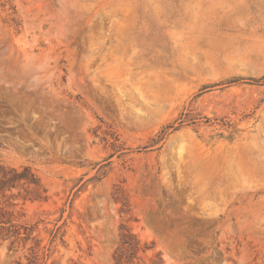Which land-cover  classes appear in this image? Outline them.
<instances>
[{"label":"rangeland","instance_id":"1","mask_svg":"<svg viewBox=\"0 0 264 264\" xmlns=\"http://www.w3.org/2000/svg\"><path fill=\"white\" fill-rule=\"evenodd\" d=\"M2 207L0 264H264V0H0Z\"/></svg>","mask_w":264,"mask_h":264},{"label":"trees","instance_id":"2","mask_svg":"<svg viewBox=\"0 0 264 264\" xmlns=\"http://www.w3.org/2000/svg\"><path fill=\"white\" fill-rule=\"evenodd\" d=\"M12 173V176L10 175ZM30 168L24 167L22 172H19L16 169H5L2 168L1 174H2V182L4 184L3 189L13 187V184L10 185L9 182H32L38 186V183L35 178L30 176ZM25 228L27 230V227H24L21 224H18L15 222V214L13 212L7 211L4 207L0 208V238L3 239H11L16 238L17 240L20 238L21 235V229ZM31 233H28L25 241H28L30 239ZM16 241L13 242V244ZM123 247H121L117 252L115 256L116 264H125L126 259L128 258V255L131 250H135L137 253L140 251L139 243L132 242L131 236L125 235V240L122 244Z\"/></svg>","mask_w":264,"mask_h":264}]
</instances>
